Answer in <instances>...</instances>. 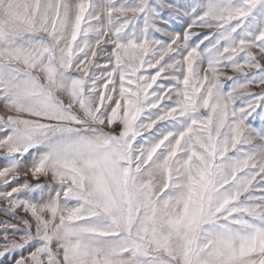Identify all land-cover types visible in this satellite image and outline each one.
Here are the masks:
<instances>
[{"label":"snow or ice","instance_id":"obj_1","mask_svg":"<svg viewBox=\"0 0 264 264\" xmlns=\"http://www.w3.org/2000/svg\"><path fill=\"white\" fill-rule=\"evenodd\" d=\"M0 153V264H264V0H0Z\"/></svg>","mask_w":264,"mask_h":264},{"label":"rangeland","instance_id":"obj_2","mask_svg":"<svg viewBox=\"0 0 264 264\" xmlns=\"http://www.w3.org/2000/svg\"><path fill=\"white\" fill-rule=\"evenodd\" d=\"M182 25H183V22L182 21H178V22H176V24L174 25L177 29H179L180 27H182ZM229 74H231V73H229ZM254 91H259V89H254ZM255 123H256V125L257 126H259V120H258V118L255 120ZM0 155H2V153H0ZM3 165H4V161L3 160H0V167H3ZM22 179H23V177H22ZM28 179L32 182V183H36V182H40V183H46L47 181L45 180V178H41L40 179V181H32L31 180V177H28ZM0 219H3V217L2 216H0ZM5 264H7V261L5 262Z\"/></svg>","mask_w":264,"mask_h":264}]
</instances>
